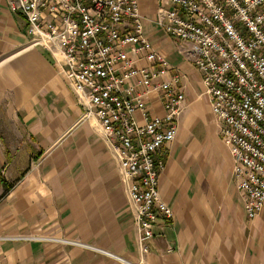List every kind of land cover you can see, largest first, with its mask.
I'll return each mask as SVG.
<instances>
[{"label":"crops","instance_id":"obj_1","mask_svg":"<svg viewBox=\"0 0 264 264\" xmlns=\"http://www.w3.org/2000/svg\"><path fill=\"white\" fill-rule=\"evenodd\" d=\"M138 3L145 37L169 62L164 78L178 75L185 94L159 176L173 218L143 235L98 120L83 116L52 54L30 44L24 16L0 0V264H264V210L246 213L192 44L160 23L169 0ZM126 50L147 64L146 51ZM145 99L149 116L165 114L160 92Z\"/></svg>","mask_w":264,"mask_h":264},{"label":"built area","instance_id":"obj_2","mask_svg":"<svg viewBox=\"0 0 264 264\" xmlns=\"http://www.w3.org/2000/svg\"><path fill=\"white\" fill-rule=\"evenodd\" d=\"M165 32L192 44L219 132L233 157L232 177L249 218L264 210V0H169ZM27 21L29 42L48 50L86 118L95 117L117 164L136 222L146 238L160 216L164 145L175 139L185 94L179 76L144 35L138 0H8ZM146 51L136 66L126 46ZM163 96V116L145 97ZM144 116V123L137 114ZM2 174L4 171L2 170ZM141 254L148 246L139 242Z\"/></svg>","mask_w":264,"mask_h":264},{"label":"rangeland","instance_id":"obj_3","mask_svg":"<svg viewBox=\"0 0 264 264\" xmlns=\"http://www.w3.org/2000/svg\"><path fill=\"white\" fill-rule=\"evenodd\" d=\"M204 145L208 147V150H209L208 159H209V162L211 163L213 159V154L215 151H212L209 148H214L215 146L214 130H213V133L209 137L205 138Z\"/></svg>","mask_w":264,"mask_h":264}]
</instances>
